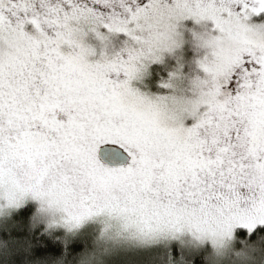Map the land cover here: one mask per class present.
<instances>
[{"label":"snow or ice","instance_id":"snow-or-ice-1","mask_svg":"<svg viewBox=\"0 0 264 264\" xmlns=\"http://www.w3.org/2000/svg\"><path fill=\"white\" fill-rule=\"evenodd\" d=\"M264 264V0H0V264Z\"/></svg>","mask_w":264,"mask_h":264},{"label":"trees","instance_id":"trees-1","mask_svg":"<svg viewBox=\"0 0 264 264\" xmlns=\"http://www.w3.org/2000/svg\"><path fill=\"white\" fill-rule=\"evenodd\" d=\"M138 258L134 256H124L117 259V264H137Z\"/></svg>","mask_w":264,"mask_h":264}]
</instances>
